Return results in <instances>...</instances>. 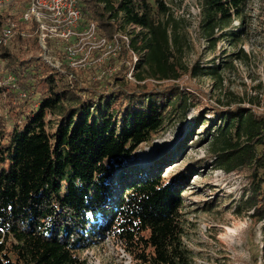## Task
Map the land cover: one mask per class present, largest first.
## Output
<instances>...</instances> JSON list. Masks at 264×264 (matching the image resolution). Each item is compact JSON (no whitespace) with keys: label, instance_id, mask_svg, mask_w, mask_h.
<instances>
[{"label":"trees","instance_id":"16d2710c","mask_svg":"<svg viewBox=\"0 0 264 264\" xmlns=\"http://www.w3.org/2000/svg\"><path fill=\"white\" fill-rule=\"evenodd\" d=\"M247 2L201 0L199 27L210 48L226 34L235 43L242 40V31L218 32L234 19L244 22ZM78 5L102 34L111 37L126 24L144 30L111 60L122 59L119 68L96 78L87 70L65 66L63 74L49 65L38 53V24L29 28L20 15L11 16L17 22L13 45L0 43V264H88L79 251L106 234L122 242L138 264H192L181 210L197 167L165 175L174 159L169 151L150 165L124 161L175 117L190 123L192 107L205 109L204 91L193 79H222L232 61L185 64L182 21L164 0H78ZM7 20L0 13V39ZM145 49L137 81L127 78L130 51ZM246 55L240 48L235 58ZM10 74L14 79L4 82ZM36 96L38 107L32 108ZM212 107L220 120L209 130L212 165L251 180L241 199L264 220V108ZM206 114L193 125L205 123Z\"/></svg>","mask_w":264,"mask_h":264},{"label":"rangeland","instance_id":"374dc122","mask_svg":"<svg viewBox=\"0 0 264 264\" xmlns=\"http://www.w3.org/2000/svg\"><path fill=\"white\" fill-rule=\"evenodd\" d=\"M164 1L182 21L180 33L184 50L181 58L185 64L197 60L206 66L209 63L222 65L224 59L232 62L222 70V79L211 75L193 79L204 91L200 100L204 110L192 107L187 116L190 123L182 122L178 116L169 121L151 142L141 145L124 164L150 165L169 151V156L174 159L165 168V175H173L186 167H197L183 191L181 210L185 223L183 242L192 253V264H264V220L254 215L253 209L246 208L241 199L244 192L249 194L251 180L243 173L213 167L209 135V130L213 128V132L215 123L220 122L214 119L212 105L220 104L227 109L259 104L264 108V0H248L244 22L234 19L229 28L218 32L226 34L239 30L242 40L235 43L233 37L226 34L216 49L209 47L199 27L203 16L201 0ZM19 10L17 8L16 12ZM10 43L13 45L12 41ZM240 48L247 54L243 59L235 58ZM130 56L132 58V51ZM121 60L113 66L118 69ZM87 71L97 78L105 76L102 71ZM3 79L8 82L11 78L4 76ZM37 97L30 102V107H38ZM203 111H207L208 120L193 125L194 119ZM119 171H114L113 178ZM78 254L87 259L88 264H138L122 242L110 234L98 238L90 248Z\"/></svg>","mask_w":264,"mask_h":264},{"label":"built area","instance_id":"2783aa9c","mask_svg":"<svg viewBox=\"0 0 264 264\" xmlns=\"http://www.w3.org/2000/svg\"><path fill=\"white\" fill-rule=\"evenodd\" d=\"M17 8L20 10L16 12ZM0 12L8 18L0 43L8 45L14 38L17 22L13 14L20 15V20L30 27L36 22L40 56L63 74H68L65 66L76 70L96 68L102 75L112 74L117 67L111 60L119 58L122 44L129 45L133 34L144 30L139 25L126 24L111 37L102 34L95 22L85 21L78 0H0ZM146 52L147 49L132 50L130 79L137 81L138 65ZM69 77L73 79L74 74L69 73Z\"/></svg>","mask_w":264,"mask_h":264},{"label":"bare ground","instance_id":"6f19581e","mask_svg":"<svg viewBox=\"0 0 264 264\" xmlns=\"http://www.w3.org/2000/svg\"><path fill=\"white\" fill-rule=\"evenodd\" d=\"M171 146H172V144L171 145H167V147L164 149V151H166L167 149H169Z\"/></svg>","mask_w":264,"mask_h":264}]
</instances>
